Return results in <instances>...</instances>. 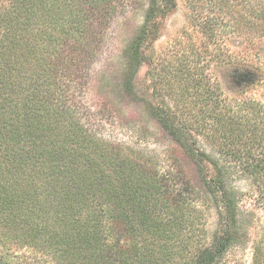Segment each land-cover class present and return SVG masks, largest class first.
<instances>
[{
    "label": "trees",
    "instance_id": "obj_1",
    "mask_svg": "<svg viewBox=\"0 0 264 264\" xmlns=\"http://www.w3.org/2000/svg\"><path fill=\"white\" fill-rule=\"evenodd\" d=\"M186 1L185 33L198 28L212 59L163 58L151 70L171 102L148 106L171 140L164 158L99 135L88 118L91 66L128 0L0 1V264H231L229 250L248 240L227 175L239 165L264 208V99L226 92L209 64L264 87L260 72L225 59L230 34L264 36V0L248 15L242 0ZM176 6L147 8L111 84L125 100L147 101L137 87L145 48ZM210 201L219 222L209 242ZM250 264H264V225Z\"/></svg>",
    "mask_w": 264,
    "mask_h": 264
},
{
    "label": "rangeland",
    "instance_id": "obj_2",
    "mask_svg": "<svg viewBox=\"0 0 264 264\" xmlns=\"http://www.w3.org/2000/svg\"><path fill=\"white\" fill-rule=\"evenodd\" d=\"M247 1L250 0H242L246 15L249 14L248 9L251 6L259 11L257 0H251L248 3ZM151 2L152 0H128L121 7L118 16L106 32L102 53L91 66L90 85L85 91L84 98L90 111L88 115L90 123L99 135L113 142L128 144L164 158L171 149V140L160 131L148 106L150 102L163 103L164 100L167 104L171 102L161 87L156 84V76H153L152 68L157 60L163 58L172 61H176V58L190 60L202 58V62L211 60L213 46L204 44L205 38L196 27H189V32L185 33L189 26L187 18L189 7L186 0H176L177 6L163 20L156 39L146 46L148 61L143 62L138 71V91L146 95L147 101L136 103L125 100L111 84L117 81L122 61L128 58V48L140 32L146 10ZM253 20L256 22V18ZM257 24L259 26L260 19H257V23L252 27H258ZM254 32L249 29L245 34L232 33L225 38L226 47L230 53L229 58L225 59L230 61L231 65L246 66L253 72H260L264 79V36ZM209 70L215 71L226 92L230 94L242 92L264 99V87L261 84L240 86L237 78L232 81L233 70H226L224 65L214 68L213 63L210 62ZM105 71L107 73L104 75L106 78L103 85L102 77ZM200 146L218 156L204 137L200 138ZM187 166L196 186L202 194H207L202 174L195 170L191 161L187 162ZM228 171V183L236 192L240 207V224L247 232L248 240L233 246L226 259L230 260L231 264H250L254 240H257L263 229L264 208L257 199L256 187L250 175L235 163L229 166ZM206 209L207 240L210 242L218 226L219 214L211 201L207 203Z\"/></svg>",
    "mask_w": 264,
    "mask_h": 264
}]
</instances>
